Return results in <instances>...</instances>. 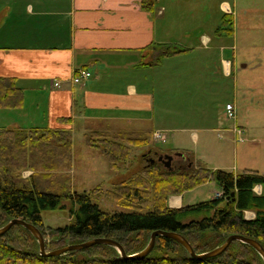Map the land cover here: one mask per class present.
I'll return each mask as SVG.
<instances>
[{
  "label": "trees",
  "instance_id": "obj_1",
  "mask_svg": "<svg viewBox=\"0 0 264 264\" xmlns=\"http://www.w3.org/2000/svg\"><path fill=\"white\" fill-rule=\"evenodd\" d=\"M232 21L225 15V26L232 28ZM228 34H233L232 29ZM160 49L158 64L165 57L188 52L174 45ZM23 105L24 92L17 80L0 77V109ZM60 123L68 126L71 119H61ZM153 135L152 131H93L87 145L100 151L113 170L117 162L128 161L132 148L154 144ZM72 152V131L67 127L0 129V228L13 219L24 220L48 238V252L105 238L119 242L127 256H133L145 250L150 236L158 231L183 235L198 255L215 250L233 235L256 240L264 247V174L249 170L235 176L196 167L193 158L184 154L187 166L180 164L182 168L167 171L156 163L105 193L119 207L132 211L109 213L96 201L104 195L102 190L74 192L70 175ZM26 171L33 173L25 178ZM212 181L222 190V198L182 209L169 207L171 196L183 195ZM259 185L263 187L260 196L253 191ZM68 203L77 206L71 213V223L47 234L42 212L64 209ZM246 211L254 212L255 219L246 220ZM37 243L28 230L13 227L0 237V264H264L252 247L241 242H233L218 257L200 260L190 258L179 243L163 236L157 238L154 250L142 260H121L114 248L103 245L45 258L40 256Z\"/></svg>",
  "mask_w": 264,
  "mask_h": 264
},
{
  "label": "crops",
  "instance_id": "obj_2",
  "mask_svg": "<svg viewBox=\"0 0 264 264\" xmlns=\"http://www.w3.org/2000/svg\"><path fill=\"white\" fill-rule=\"evenodd\" d=\"M237 1L232 7L229 0H0V77L15 78L24 92L23 107L0 110V129L67 127L73 131L79 124L89 132L118 134L131 131L121 127L124 123L147 124L133 131L167 135L168 57L157 63L160 47L192 51L186 41L195 34V19L212 9L232 18L238 13ZM167 18L168 27L162 26ZM200 39L210 50L213 39L204 33ZM226 62L222 66L230 76L233 65L227 69ZM80 70L92 77L75 84ZM64 118L71 124L63 126ZM238 128L245 132L236 115L233 129L224 130L234 135L235 143L245 140L236 135ZM156 149L157 155L164 154L165 150ZM180 150L165 152L180 154ZM195 164L225 170L208 161ZM249 170L239 172L236 162L232 174ZM253 191L260 196L263 187ZM186 195L171 196L169 207L191 206ZM255 217L254 212H245L246 220Z\"/></svg>",
  "mask_w": 264,
  "mask_h": 264
},
{
  "label": "rangeland",
  "instance_id": "obj_3",
  "mask_svg": "<svg viewBox=\"0 0 264 264\" xmlns=\"http://www.w3.org/2000/svg\"><path fill=\"white\" fill-rule=\"evenodd\" d=\"M263 1L238 0V13L232 18L229 17L233 20L232 28L224 25V14L223 12L218 14L216 9L198 16L195 19L197 25L194 29L195 34L186 41L193 50L168 58V98L166 99L168 138L165 136L168 139L167 143H160L161 141L155 138V132L153 140L157 145L152 143L150 146L132 148L128 161L117 162L115 169L112 170L108 159L100 151L87 145L88 135L93 131L89 132L85 126L79 124L74 127L70 169L74 192L102 190L104 195L96 201L103 211L131 213L129 209L119 207L105 196V193L116 190L121 184L152 165L151 160L156 161L164 154L175 156L179 152H165L175 147L180 148V153L190 156L198 164L205 161L216 163L229 173L233 172L236 162L239 172L245 169L262 172L264 169ZM229 2L233 7L234 0ZM247 8H251V13H245ZM209 16L210 18L207 19ZM161 25L168 27V18ZM231 29L234 33L228 34V30ZM201 33L213 39L210 50L201 43ZM224 60L230 61L233 65L230 76H227L223 69ZM162 100L163 98H160V102ZM228 104L235 106L237 123L245 128L244 142L235 143L234 135L224 131L233 129L236 121L227 116ZM123 124L121 123V127L131 131L144 129V126L147 128V124L141 127ZM98 141L96 139V144H99ZM156 147L165 150L164 154L157 155ZM183 158L175 157L173 166L175 164L187 166ZM161 168L168 171L163 165ZM32 173L26 171L24 177L27 178ZM217 193L223 194L217 183L212 181L187 192L186 203L197 205L212 201L216 199ZM73 209L77 210V206L68 203L64 209L43 211L46 233L70 224ZM47 241L48 238H45V243Z\"/></svg>",
  "mask_w": 264,
  "mask_h": 264
},
{
  "label": "water",
  "instance_id": "obj_4",
  "mask_svg": "<svg viewBox=\"0 0 264 264\" xmlns=\"http://www.w3.org/2000/svg\"><path fill=\"white\" fill-rule=\"evenodd\" d=\"M175 157L182 158L183 154H176L175 156H170V155L162 156L160 157V160L165 162L166 167L172 170L173 169L172 163ZM15 226H21L31 233V235L38 242L40 256L45 257V258L61 257L69 253H77V252H80V251H83V250H86V249H89V248H92L98 245H103V246L114 248L118 252L121 260H128V259L142 260V259L147 258L151 254V252L154 250L157 238L160 236H163V237L171 238L175 240L177 243H179L187 251L190 258H193V259L200 260V259L218 257L222 255L223 253H225L233 242H241L245 245L252 247L262 257L263 262H264V247L256 240L246 238L240 235L229 236L222 246L208 253L198 255L196 254L191 243L183 235L178 234V233H168V232L158 231V232H154L150 236V242L145 250L133 256H127L125 249L119 242L112 240V239H105V238L91 239L82 244L70 245L62 249L48 252L46 249L45 237L42 234V232L36 226L24 220H20V219H13L9 221L4 227L0 228V237L7 234Z\"/></svg>",
  "mask_w": 264,
  "mask_h": 264
},
{
  "label": "built area",
  "instance_id": "obj_5",
  "mask_svg": "<svg viewBox=\"0 0 264 264\" xmlns=\"http://www.w3.org/2000/svg\"><path fill=\"white\" fill-rule=\"evenodd\" d=\"M92 77V74L88 71H85V70H80L78 71L76 74H75V77L73 79V82L75 84H79L81 83L83 80H86V79H90ZM54 86L55 87H59L60 84L59 83H54ZM227 116L228 118L230 119H235L236 115H235V108L233 105H228L227 106ZM238 135H241L242 134V131L240 129H236L235 130ZM155 138L158 140V141H161V142H165L166 141V137H165V134L162 133V132H157L155 134ZM218 199L222 197L221 194H217L216 196Z\"/></svg>",
  "mask_w": 264,
  "mask_h": 264
},
{
  "label": "flooded vegetation",
  "instance_id": "obj_6",
  "mask_svg": "<svg viewBox=\"0 0 264 264\" xmlns=\"http://www.w3.org/2000/svg\"><path fill=\"white\" fill-rule=\"evenodd\" d=\"M152 162H153V164H156V163H160V164H162L164 167H166V164H165V162H163V161H161L160 160V157H158L157 158V160L155 161V160H151ZM174 168H182V166L180 165V164H175V166H173Z\"/></svg>",
  "mask_w": 264,
  "mask_h": 264
}]
</instances>
